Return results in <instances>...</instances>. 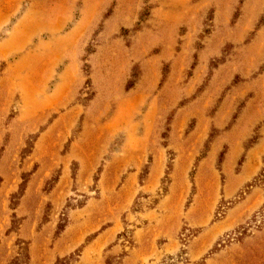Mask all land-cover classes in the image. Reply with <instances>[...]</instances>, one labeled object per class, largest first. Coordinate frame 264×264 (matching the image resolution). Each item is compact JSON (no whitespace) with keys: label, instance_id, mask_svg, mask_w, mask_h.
I'll return each instance as SVG.
<instances>
[{"label":"rangeland","instance_id":"obj_1","mask_svg":"<svg viewBox=\"0 0 264 264\" xmlns=\"http://www.w3.org/2000/svg\"><path fill=\"white\" fill-rule=\"evenodd\" d=\"M0 264H264V0H0Z\"/></svg>","mask_w":264,"mask_h":264}]
</instances>
